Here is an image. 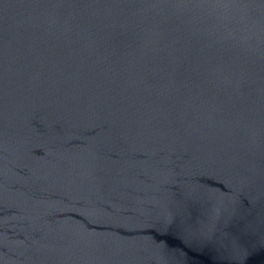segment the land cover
I'll list each match as a JSON object with an SVG mask.
<instances>
[{"label":"water","instance_id":"95a60500","mask_svg":"<svg viewBox=\"0 0 264 264\" xmlns=\"http://www.w3.org/2000/svg\"><path fill=\"white\" fill-rule=\"evenodd\" d=\"M0 264H264V0H0Z\"/></svg>","mask_w":264,"mask_h":264}]
</instances>
